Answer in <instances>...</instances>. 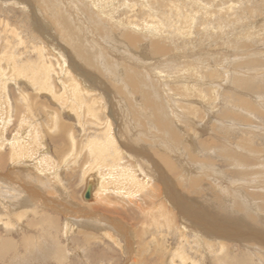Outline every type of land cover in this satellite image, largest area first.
Listing matches in <instances>:
<instances>
[{"label":"rangeland","instance_id":"1","mask_svg":"<svg viewBox=\"0 0 264 264\" xmlns=\"http://www.w3.org/2000/svg\"><path fill=\"white\" fill-rule=\"evenodd\" d=\"M0 264H264V0H0Z\"/></svg>","mask_w":264,"mask_h":264},{"label":"bare ground","instance_id":"2","mask_svg":"<svg viewBox=\"0 0 264 264\" xmlns=\"http://www.w3.org/2000/svg\"><path fill=\"white\" fill-rule=\"evenodd\" d=\"M52 114V113H51ZM128 171H126V173H127ZM121 173V172H120ZM124 173V172H123ZM135 173V172H134ZM98 174V173H97ZM117 174V173H116ZM128 174V173H127ZM136 174V173H135ZM99 175V174H98ZM119 175V174H118ZM121 175V174H120ZM130 175V174H129ZM133 175V174H132ZM128 176V175H127ZM88 177V176H87ZM90 177V176H89ZM93 177V176H92ZM98 177V176H97ZM100 177V176H99ZM118 177H120V176H118ZM122 177V176H121ZM128 177H130V176H128ZM94 179H95V177H93ZM113 178V177H112ZM133 178V177H132ZM137 178V177H136ZM135 178V179H136ZM17 179V178H16ZM85 179V178H84ZM127 179H129V178H127ZM127 179L125 180V181H127ZM134 179V178H133ZM118 180V179H117ZM124 180V179H123ZM86 181V180H85ZM87 182V181H86ZM124 182V181H123ZM130 182V181H129ZM129 182L127 183V184H129ZM99 182H97V184H98ZM101 183V182H100ZM121 183V182H120ZM126 183V182H125ZM132 183V182H131ZM144 183V182H143ZM116 185V184H115ZM129 185H131V184H129ZM134 185V184H133ZM145 185V184H144ZM122 186H124V185H122ZM128 186V185H127ZM142 186H143V184H141V188H142ZM86 187V186H85ZM92 187V186H91ZM132 189H133V186H130ZM97 188H99V187H97ZM128 188V187H127ZM130 188V189H131ZM143 188H145V186H143ZM94 189V188H93ZM105 189V188H104ZM126 189V188H125ZM135 189V188H134ZM126 190H128V189H126ZM85 191V190H84ZM91 191H92V189H91ZM122 192H124V190L122 191ZM127 192V191H126ZM129 192H131L130 190H129ZM96 193V192H95ZM94 193V194H95ZM137 192H135L134 194H136ZM140 193V192H139ZM83 194V193H82ZM92 194V192H90V195ZM130 193H128V195H129ZM132 195H133V193H131ZM130 194V195H131ZM97 195V194H96ZM135 196V195H134ZM85 217H87V216H85ZM170 223V222H169ZM167 224V223H166ZM112 226V225H111ZM114 226V225H113ZM45 231V230H44ZM47 232V231H46ZM48 235V234H47ZM107 236V235H106ZM48 237H50V236H48ZM47 237V238H48ZM51 238V237H50ZM44 239V238H43ZM46 242V241H45ZM53 242V241H52ZM55 243V242H54Z\"/></svg>","mask_w":264,"mask_h":264},{"label":"water","instance_id":"3","mask_svg":"<svg viewBox=\"0 0 264 264\" xmlns=\"http://www.w3.org/2000/svg\"><path fill=\"white\" fill-rule=\"evenodd\" d=\"M90 192H91V188L90 186H88L85 193V199H88L90 197Z\"/></svg>","mask_w":264,"mask_h":264}]
</instances>
